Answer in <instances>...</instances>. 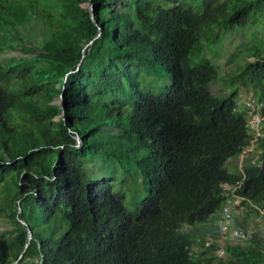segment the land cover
<instances>
[{
  "label": "trees",
  "instance_id": "16d2710c",
  "mask_svg": "<svg viewBox=\"0 0 264 264\" xmlns=\"http://www.w3.org/2000/svg\"><path fill=\"white\" fill-rule=\"evenodd\" d=\"M263 7L0 0V264H209L214 246L192 250L196 227L216 223L233 198L246 232L239 218L264 210V137L236 172L227 163L253 139L240 87L264 112V48L214 95L204 46L218 56L222 33ZM98 158L118 164L131 196L141 192L131 204L87 172ZM242 243L218 264H264L257 232Z\"/></svg>",
  "mask_w": 264,
  "mask_h": 264
},
{
  "label": "rangeland",
  "instance_id": "374dc122",
  "mask_svg": "<svg viewBox=\"0 0 264 264\" xmlns=\"http://www.w3.org/2000/svg\"><path fill=\"white\" fill-rule=\"evenodd\" d=\"M204 48L206 56L212 61L214 67L218 72V78L210 84L211 92L214 95L224 94L229 89H231L234 84H236V82L229 84L226 80L228 76L237 73L240 66L244 62L253 61L255 57V52L261 51L264 48V7L260 10L253 12L249 22L243 28H234L227 34L222 33V42L219 46L218 56L216 55L217 51L216 49H214V46H204ZM9 53L12 55L17 54L16 51H10ZM154 91L158 90L154 89ZM240 96V103L248 102V105H250L251 108H254V110L257 108V105L253 104V101H250L252 100L251 94L246 91L243 87H240ZM60 102L61 100L59 99H55L54 101V103ZM253 148L254 145L250 146L244 151L242 155L239 156L236 161V166H238L239 168L242 166L243 161L247 158V152H250L249 150H253ZM44 154V151H39L33 156L32 160L36 161L40 159ZM251 157L255 159L254 155H251ZM93 163L94 165L89 164L87 165V167L85 166L87 172L93 175V170H96V172H99L100 174L99 177L109 178L112 182V185H114L115 189L119 190L121 188H124L126 190L127 204H131L135 199V196L141 193L140 192L134 195L133 197L131 196L130 191L125 185L121 186L120 171L116 162H107L103 158H98L93 161ZM231 165H229L230 167H227L228 171L231 173L236 172V169ZM224 188L226 190L229 189L227 185H225ZM239 219L240 221H243V219H245L248 231L257 232L264 239V215L262 216V213H258V215L256 214L251 217L245 216L243 218L242 216V218ZM216 225L217 222L214 224L197 226L196 228L198 230H196V233L199 234L198 245L192 248L194 252H197L202 247L210 248L214 246V251L207 255V259L212 260L209 261V264H218V262H220L221 259H224L225 256V254L221 255L222 257H217L215 255L220 254L219 252L225 250L226 247L225 243H221L218 241L219 238H215L217 236L216 231L218 230ZM191 229L192 228L190 226H186L184 230L185 234H191V232L194 230ZM239 244L243 245V243Z\"/></svg>",
  "mask_w": 264,
  "mask_h": 264
},
{
  "label": "built area",
  "instance_id": "2783aa9c",
  "mask_svg": "<svg viewBox=\"0 0 264 264\" xmlns=\"http://www.w3.org/2000/svg\"><path fill=\"white\" fill-rule=\"evenodd\" d=\"M253 101V100H250ZM246 106L250 108V118L248 120L247 126L252 135L251 146L255 145L257 140L264 137V133L261 131V127L264 122V112L260 111V105L253 101V104L257 105V108H251L248 102L245 103ZM259 106V107H258ZM250 151V150H249ZM242 199L233 198L229 200L226 205L222 208L219 219L217 221V238L219 242L225 243L226 245H235L237 243H242L251 237L254 232L246 231L244 232L235 224V218L240 214L244 213V206L241 204ZM264 215V210L259 211ZM264 232V231H263ZM264 234V233H263ZM220 254H215L217 257H222L224 255V250L219 252Z\"/></svg>",
  "mask_w": 264,
  "mask_h": 264
},
{
  "label": "crops",
  "instance_id": "0c3cea01",
  "mask_svg": "<svg viewBox=\"0 0 264 264\" xmlns=\"http://www.w3.org/2000/svg\"><path fill=\"white\" fill-rule=\"evenodd\" d=\"M236 161H237V160L229 161V162L227 163V165L229 166V165L233 164V165H231V166L234 167V166H236ZM234 163H235V164H234ZM229 167H230V166H229Z\"/></svg>",
  "mask_w": 264,
  "mask_h": 264
},
{
  "label": "water",
  "instance_id": "95a60500",
  "mask_svg": "<svg viewBox=\"0 0 264 264\" xmlns=\"http://www.w3.org/2000/svg\"><path fill=\"white\" fill-rule=\"evenodd\" d=\"M89 12H90V17L92 18V11H91V7H89Z\"/></svg>",
  "mask_w": 264,
  "mask_h": 264
}]
</instances>
